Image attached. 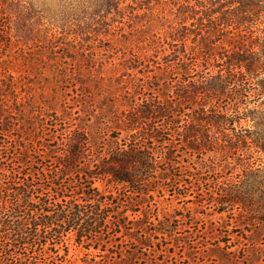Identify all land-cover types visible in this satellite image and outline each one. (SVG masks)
<instances>
[{"label":"trees","instance_id":"trees-1","mask_svg":"<svg viewBox=\"0 0 264 264\" xmlns=\"http://www.w3.org/2000/svg\"><path fill=\"white\" fill-rule=\"evenodd\" d=\"M7 3L0 0V264H64L60 251L66 253L64 238L70 232L80 244L107 245L117 237H127L140 249L147 248L144 241L166 233L161 227L149 229L154 224L145 211L146 197L154 191L148 187L156 184L160 163L162 174L173 167L166 155L175 140L183 143L185 154H203L207 147L222 154V146L239 154L246 144L250 150L264 152V111L253 109L248 115L249 109L238 102L256 91L246 87L252 79H259L264 94V0H131L123 9L128 8L127 26L135 43L143 38L147 44V49L129 54L131 69L151 65L148 73L156 72L163 91L174 87L175 92L161 98H135L143 83L124 92L128 109L119 114L111 106L105 115L111 114L110 127L126 137L107 149L86 126L68 121L72 130L62 128L58 148L49 150L57 153L56 161L52 164L46 159L39 167L29 148L19 145L12 121L21 122L26 114L44 126L40 113L46 102H27L16 89L20 75L9 74L13 68L8 53L19 44L5 11ZM140 13L148 19L136 22ZM154 26L161 27L163 35ZM115 32L109 36L115 37ZM149 32L153 34L144 36ZM60 38H64L60 28L48 23L35 32L32 45L48 50L51 62L59 57L84 67V52L61 48L56 45ZM71 39L78 42L76 37ZM230 99L233 104L228 108L219 106L220 101ZM64 114L69 118L70 114ZM242 120L252 122V132L243 128ZM253 165L245 164L242 177L228 181L216 198L221 211L229 212L235 224L249 233L236 252L211 251L220 264H264V172ZM173 179L163 176L169 183ZM97 180L112 185L116 194L93 187ZM128 192L137 195L135 201H129ZM133 205L144 210L137 220L129 221L126 212L139 211L132 210ZM138 256L133 252L113 264H136Z\"/></svg>","mask_w":264,"mask_h":264},{"label":"rangeland","instance_id":"rangeland-1","mask_svg":"<svg viewBox=\"0 0 264 264\" xmlns=\"http://www.w3.org/2000/svg\"><path fill=\"white\" fill-rule=\"evenodd\" d=\"M127 5H131V0L124 3L116 0H8L5 11L13 21V33L20 48L8 53L10 67L13 68L9 74L16 78L20 75L16 89L21 97L27 98V102L28 99L46 102L40 113L44 126L36 120L30 121V115L26 114L21 116L25 123L16 119L12 121L17 130L14 134H18L21 139L19 145L29 148L38 167L46 159L54 164L56 159L53 156L57 153L52 155L49 150L58 148L62 128L71 131L70 126L73 124L86 126L106 149L116 140L120 142L125 138L124 132L110 127L108 120L111 114L105 113L111 106L119 114L128 109L123 94L131 92L130 88L137 84L143 83L144 87L142 91L136 89L135 98L142 95L161 98L162 94L168 92L170 96L175 92L174 87L163 91L162 81L154 77L156 72L148 73L153 68L151 65L131 69L133 64L128 61L129 54L147 49V44L143 38L142 42L135 43L132 29L130 31L127 26L128 8L123 10ZM153 11L157 12L158 8ZM137 15L136 22L148 19L145 14ZM48 23L60 28L64 35L56 45L84 52V67L79 68L73 62L59 57L57 62H51L48 50H39L36 45H32L35 32ZM154 28L163 35L161 27ZM113 30L117 33L115 37L109 36ZM151 34L153 32L145 33L144 36ZM71 37H76L78 42L72 43ZM109 39L117 41L110 44ZM47 40L45 39V43ZM129 48L132 51L128 52ZM162 55L159 53L158 57L161 58ZM32 62L33 66H30ZM14 70L19 74L14 73ZM166 79L170 77H165ZM258 82L259 79L248 81L246 87L256 88V91H249L247 99L240 97L238 100L240 107L249 109L248 115L252 114L253 109L264 111V94ZM81 83L84 84L83 88ZM174 85L175 82L170 83V86ZM232 104L230 99L220 101L219 106L227 107ZM22 108L28 109V106L24 105ZM12 112L17 111L12 109ZM66 112L70 114L69 118L64 117ZM262 114L264 120V112ZM68 121L71 125L67 124ZM241 125L244 129L253 131L252 122L242 120ZM219 142L223 143L222 138ZM173 143L166 155L171 158L173 167L162 174L164 167L160 163L161 174L156 176V184L148 187L154 188V191L146 197L149 206L145 211L149 221L154 224L149 229L161 227L166 233L143 240L148 247L140 249L134 240L127 237H117L116 241L107 245L80 244L75 239V233L70 232L64 238L63 248L66 253L60 251V254L65 255L64 264H113L133 252L139 254L135 259L136 264H220L210 256L212 250L224 248V252L229 253L243 247L249 233L235 224L229 212L221 211L223 207L217 203L216 198L226 188L228 181H238L242 177L245 164L252 163L253 168L264 172V152L250 150L247 148L250 145L246 144L245 151L239 154H235L227 146H222V154H216L213 149L209 151V147L205 148L203 154H198L197 151L185 154L181 141L175 140ZM198 148L203 147L198 145ZM163 176H174V179L169 183L163 180ZM93 187L103 193L116 194L113 186L107 185L105 181L97 180ZM126 195L130 196L129 201L137 198L136 194L129 192ZM136 208L139 207L132 206V210ZM138 210V213L126 212L129 221L137 220L140 210L144 209L141 207ZM129 227L132 228V225ZM132 232L135 235V230Z\"/></svg>","mask_w":264,"mask_h":264}]
</instances>
